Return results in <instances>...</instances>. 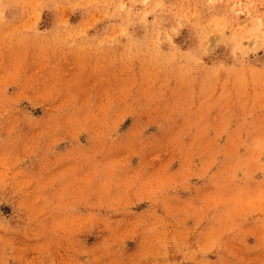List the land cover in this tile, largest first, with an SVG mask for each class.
Returning a JSON list of instances; mask_svg holds the SVG:
<instances>
[{
  "label": "rangeland",
  "instance_id": "obj_1",
  "mask_svg": "<svg viewBox=\"0 0 264 264\" xmlns=\"http://www.w3.org/2000/svg\"><path fill=\"white\" fill-rule=\"evenodd\" d=\"M0 264H264V0H0Z\"/></svg>",
  "mask_w": 264,
  "mask_h": 264
}]
</instances>
